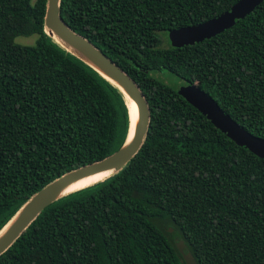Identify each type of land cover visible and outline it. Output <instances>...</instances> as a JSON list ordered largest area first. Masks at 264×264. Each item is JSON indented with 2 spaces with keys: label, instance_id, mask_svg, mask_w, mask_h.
Instances as JSON below:
<instances>
[{
  "label": "trees",
  "instance_id": "trees-1",
  "mask_svg": "<svg viewBox=\"0 0 264 264\" xmlns=\"http://www.w3.org/2000/svg\"><path fill=\"white\" fill-rule=\"evenodd\" d=\"M236 1H59L67 26L138 85L147 132L120 170L44 207L0 264H184L174 238L197 264H264V158L155 75L194 83L264 139V0L209 38L160 45ZM44 4L0 0V228L46 183L116 150L128 126L121 92L45 34Z\"/></svg>",
  "mask_w": 264,
  "mask_h": 264
},
{
  "label": "water",
  "instance_id": "water-1",
  "mask_svg": "<svg viewBox=\"0 0 264 264\" xmlns=\"http://www.w3.org/2000/svg\"><path fill=\"white\" fill-rule=\"evenodd\" d=\"M59 1L45 0L43 31L54 43L88 65L121 92L127 108V131L122 144L112 153L100 160L64 172L32 194L0 228V254L11 245L44 207L65 194L86 187L62 193L69 184L94 173L110 172L108 176L99 180L102 181L120 170L137 152L147 132L149 112L138 85L92 43L67 26L59 14ZM261 1L237 0L217 16L195 25L171 29L167 31L168 42L173 47H180L209 38L233 25ZM176 92L234 144L247 149L257 157L264 158V139L250 134L239 126L198 86L194 83H186L179 85ZM126 99L132 101L135 106L133 121H131ZM168 231L171 229L169 228ZM173 242L184 264H197L182 240L174 238Z\"/></svg>",
  "mask_w": 264,
  "mask_h": 264
},
{
  "label": "rangeland",
  "instance_id": "rangeland-1",
  "mask_svg": "<svg viewBox=\"0 0 264 264\" xmlns=\"http://www.w3.org/2000/svg\"><path fill=\"white\" fill-rule=\"evenodd\" d=\"M33 1L34 0H30L31 3H33ZM159 36L161 39L160 45L166 46L168 44L167 36L164 33H159ZM35 38H36L35 34H31L28 36H16L14 38V41L16 43L26 45V44H33ZM155 75L158 76L162 81H164L165 83H167L169 85H172V86H175V85L179 86L180 85L179 84L180 80L177 77H175L173 74L166 72L165 70H162L158 73H155Z\"/></svg>",
  "mask_w": 264,
  "mask_h": 264
},
{
  "label": "bare ground",
  "instance_id": "bare-ground-1",
  "mask_svg": "<svg viewBox=\"0 0 264 264\" xmlns=\"http://www.w3.org/2000/svg\"><path fill=\"white\" fill-rule=\"evenodd\" d=\"M127 105H128V109L130 112V117H131V121L134 120L135 117V106L133 104L132 101H130L129 99H126ZM130 135V133H129ZM128 135V137H129ZM108 173L110 174V172H99V173H94L85 177H82L76 181H74L73 183L69 184L67 187L64 188V190L62 191V193H67L69 191L90 185L96 181H99L101 179H103L104 177L108 176Z\"/></svg>",
  "mask_w": 264,
  "mask_h": 264
}]
</instances>
